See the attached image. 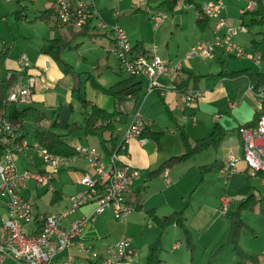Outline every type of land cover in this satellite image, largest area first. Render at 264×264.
<instances>
[{
    "label": "crops",
    "instance_id": "crops-1",
    "mask_svg": "<svg viewBox=\"0 0 264 264\" xmlns=\"http://www.w3.org/2000/svg\"><path fill=\"white\" fill-rule=\"evenodd\" d=\"M205 1L208 0L199 3L202 4ZM51 4L55 6L54 0H15V3H12V0H0V79L6 78L10 72H16L19 74L20 81L25 82L29 74L34 75L33 102L30 105L44 111L45 115L49 116L48 120L56 118V125H58L61 115H66L65 119H69L73 115H85L89 108L82 107L78 97L72 92L73 86L78 80L77 76L67 72L60 62L42 51V47L51 38L68 35L67 28L59 25L58 22L54 23L53 19L50 22L35 19L42 10ZM94 4L96 12L92 16L89 28L96 34L73 40L72 44H76V46L62 49L61 58L75 71L81 73L90 71L94 77H96L94 74L96 69L110 68L113 72L111 64L116 65L118 76L113 72L114 78L110 82H105L107 80L104 78L99 82L96 78L102 86L107 87L128 74L119 71L116 57L108 51V47L113 41L112 33L107 29L98 28L96 24L100 19L108 24H119L120 20L125 21L127 17L132 18L133 16L134 18L136 15L132 14H136V10L139 12L142 8L140 0H132V7L127 6V0L108 1L100 3V5L96 0ZM22 5L25 6L24 15L17 18L16 11ZM146 6V15L149 17L155 9H159L151 4ZM227 12V8L224 9L223 5L221 17L233 24L234 20L227 16ZM240 13L242 12L240 11ZM50 15L54 17L52 13ZM176 20L177 16L175 15L167 21L165 17L159 27L157 26L158 28L153 27L150 23L151 28L154 30L157 28L153 33L148 32L142 23L139 26L134 24L132 29L135 31L136 38L134 41L129 38L132 45L137 40H141L149 53L153 52L155 45V52L158 55L170 64L179 63L181 67V73L177 75L159 74L157 81L160 86L151 91L147 90V78L139 75V80H141V76L145 78V84L142 82L143 89L146 86L141 104L138 102L139 96L133 109L130 102V107L127 108L129 111L124 115L126 117L124 119L123 115L118 117V122L121 121V128L119 130L117 128L119 138L135 107H140L139 110L149 133L162 131L159 140L150 137L147 130L146 134L142 135L146 141L140 142L137 138L129 139L126 152L121 153L118 158L119 162L128 163L139 169V174L133 180L127 197L129 200L137 191H140V206L139 208L134 207L123 219L116 218L111 209L107 208L84 225L80 237L101 252L107 244L128 235L131 237L132 247L137 248L136 251H138L131 259L118 264H144L148 245L160 234L162 264L187 263L188 257L184 256L182 253L184 247L180 245L181 234L183 241L181 228L173 224L160 230L155 223L148 224V221L151 220L148 211L151 209L158 216L167 215L174 210H182L185 225L194 242L192 264H236L237 257H233L235 255L233 248L231 247L232 251H229L228 246L230 245H225V240L221 243L223 236L226 239L228 222L224 219L217 224L214 231L210 232V230L217 223L219 215L223 214L221 206L225 199L228 209L233 208L239 199L251 192L264 210L262 174H252L241 157L242 139L237 132L238 125L251 121L258 113L260 102L250 87L246 73L236 75L226 73L229 70L247 69L253 71V69L247 66L246 60L249 59L236 56L234 53L224 50L221 45L215 46V55L212 58H185L184 53L197 41L213 39L215 19L210 18L207 27L199 29L195 24V15H193L190 36L178 35L172 44L165 37L167 33L163 28L174 34H177L178 30H185L182 23ZM164 22L165 26L162 27ZM248 32V30L245 33L240 31L232 37L233 41L238 44L244 42ZM3 48L6 50L5 55L1 51ZM252 49L259 50V48L250 50ZM71 51L73 53H69ZM22 54H26L28 62L25 73H23L25 66L20 63ZM100 73L102 74L103 71ZM188 73L204 74L195 86L202 89L203 94L189 105L184 102L182 95L184 89L181 90L182 88L177 86L178 81L185 79ZM173 82L176 83V87L171 86ZM187 86V88L192 87V80H189ZM84 93L85 98L101 107L109 104L108 100L102 97H100V99L102 98L100 102H96L95 98L87 97ZM167 111L171 115H168ZM28 117L33 119L34 132L37 124L32 116ZM28 117L22 121L17 133L13 136L10 135V139H8L9 142H13L14 138L19 139L12 145L16 154L18 170L47 171L49 167L42 161L38 148L35 146L37 141L34 133L32 140L24 135L23 124ZM43 122L44 120L37 125L39 129ZM217 124L226 131L217 150L209 147L195 153L185 161L166 166L168 167L169 182H166L160 173L148 177L151 169L168 157L183 152V142L178 127H182L190 141H193L208 135ZM23 141L25 145L18 148V144ZM229 154L241 157L237 161L236 170L233 173H226L223 170ZM217 156L223 167L204 172L201 175L199 166L213 161ZM85 172H90L89 164L84 157L77 156L68 166L60 167L53 172L52 189L48 188L46 184L38 183L35 179L30 178L26 180L22 188V195L31 202L35 215L39 213L51 214L62 210L68 204V197L71 194L84 189L80 178ZM5 200V197L0 193V217L7 212ZM92 210L93 203L79 207L63 219V226L69 227L72 220L87 215ZM247 212H250V216ZM245 213L244 217L252 231L249 228H243L239 236V244L244 251L256 256V260L248 262V264H264V248H259L256 244L259 230L264 231V211L260 212L254 209L242 212V214ZM153 226L158 228L157 232L152 230ZM25 227L28 231L35 232L38 223L32 221ZM202 239L203 242H200ZM218 244L219 246H217ZM262 246L264 247V244ZM145 247V252L140 255L138 248ZM187 250L186 248L185 251L187 252ZM79 253L83 252L79 251L75 244L70 245L56 255L53 264H62L68 259V254H72L73 260H75L79 257ZM226 253L227 255H225ZM85 257L88 259L87 256ZM93 262L95 261L92 260L89 264H94ZM5 264L16 263L7 258Z\"/></svg>",
    "mask_w": 264,
    "mask_h": 264
},
{
    "label": "built area",
    "instance_id": "built-area-1",
    "mask_svg": "<svg viewBox=\"0 0 264 264\" xmlns=\"http://www.w3.org/2000/svg\"><path fill=\"white\" fill-rule=\"evenodd\" d=\"M54 3L59 25L79 27L96 12L94 0H54ZM254 7L255 1L247 0L246 8L241 12ZM222 9L221 0H208L202 4L204 14L215 19L214 37L212 40H199L190 46L184 53L185 58H212L215 55V46L221 45L224 50L230 51L236 56L246 57L258 64L261 63L260 50H245L232 39L238 32H246L245 24L241 23L236 28L231 27L227 19L221 17ZM165 17L163 10L155 9L150 15L152 26H159ZM96 26L112 33L113 41L109 45L108 51L116 57L119 70L127 74L145 76L148 80V91L160 86L157 81L159 74L177 75L181 73L180 64H170L158 55L155 52V45L150 56L133 55L128 34L120 24H108L100 19ZM26 58V54H22L20 58L21 65L25 67L28 65ZM9 75L10 73L7 74V77ZM34 86L35 76L29 75L25 82L15 83L9 92L8 99L19 104H30L33 102ZM171 86L176 87L174 82ZM253 91L260 102L258 118L254 125H239L237 132L242 139L241 157L252 174H262L264 182V83ZM202 94L203 90L196 87L186 88L182 92L187 105L194 103ZM145 126V120L139 108H135L110 154L97 153L94 148L74 144V155H56L48 151L46 147L35 143L42 161L49 167V170L42 172L31 169L18 170L13 144L6 147L0 156V193L5 197L7 206L6 214L0 217V264H5L7 258L16 264H53L60 251L74 244L79 251L86 254L88 259H93L94 264H118L131 259L137 251L132 247L131 237L128 235L107 244L100 252L94 249L90 243L81 239L80 234L89 220H93L96 215L104 212L107 208L111 209L113 215L119 219H123L134 208L127 195L133 180L139 174V169L128 163L119 162L118 158L121 153L126 152L129 139L137 138L140 142L146 141V138L142 136ZM20 127V120H10L0 115V133L13 136ZM2 141L8 142V138L4 136ZM24 145L23 141L18 144V148ZM77 156L84 157L90 168V172L83 173L80 178L84 189L71 194L68 197V204L62 210L51 214L39 213L35 215L31 202L22 195V188L26 180L33 178L36 182L46 184L48 188L52 189L53 172L60 167L68 166ZM241 157L229 154L223 170L226 173H233L236 170V163ZM160 174L166 182H169L168 167H164ZM225 200L221 206L223 214L228 208ZM87 203H93L92 212L72 220L69 227H64L63 219ZM32 221L38 223L35 232H30L25 227ZM152 223L153 221H148L149 225ZM62 264H74L73 255L68 254V259Z\"/></svg>",
    "mask_w": 264,
    "mask_h": 264
},
{
    "label": "trees",
    "instance_id": "trees-1",
    "mask_svg": "<svg viewBox=\"0 0 264 264\" xmlns=\"http://www.w3.org/2000/svg\"><path fill=\"white\" fill-rule=\"evenodd\" d=\"M179 0H163L160 4L164 5L170 11H174L178 5ZM189 4H192L196 10L195 14V24L199 29H205L209 23V17H207L203 10L202 4L199 2H195L194 0H182ZM255 7L251 10H246L242 13V15L249 14L250 19L249 23L251 25H258L262 29L257 31V34L260 36L257 38H252L250 40L253 48H259L261 44H264V0H254ZM25 6L22 5L16 11V17L20 18L24 14ZM137 11V10H136ZM50 13L54 14V17L50 15ZM35 19H43L46 22H50L53 19L54 23L57 21V12L56 6L52 4L42 10L39 15L35 17ZM92 17H89L81 26L73 27L71 25H62L67 28V34L65 36H59L51 38L48 43L42 47V51L49 54L54 60L60 62L67 72H70L77 76L78 81L73 86L72 92L78 97L82 107L89 108V111L85 113L82 118V122L79 121H70L65 124L64 132H57L53 128L43 127L39 129L37 125L41 123L42 120H46L49 116L45 115L44 111L34 107L32 105H20L19 103L12 102L8 99L9 92L12 87L20 81L19 74L16 72H10V75L4 79H0V115L10 120H20L22 121L28 117L32 116L34 118L35 123L37 124L34 128V137L37 143L41 146L46 147V149L56 155H74L75 148L74 145L66 140V136H71L76 133H82L85 136H95L98 139L99 147L106 153L110 154L116 146V143L119 139L118 130H117V118L123 114H127L128 110L125 108V102H131L133 109L136 100L139 98L141 91L143 89L142 81L138 79L137 75L128 74L112 85L104 87L100 83H98L95 77L90 73L86 76L85 81H89V84L101 92L109 95L113 101V107L111 110H107L98 104L92 102L87 99L83 95V90L81 86V82L79 77L81 72H77L73 69V67L64 62L61 58V51L64 48H70L72 46H76V44H72L73 40L78 37L83 36H94L96 33L94 31H90L89 23ZM243 22V20H242ZM243 24H245L243 22ZM261 51V63L263 66V70H253L249 71L247 69L242 70H229L226 73L230 75H236L239 73H246L249 78L250 86L253 90L257 89L260 85L264 83V46L259 48ZM2 54L5 55V48H3ZM133 55H145L150 56L151 53L144 47L141 40H137L132 45ZM26 71V67L24 68V72ZM30 75V74H29ZM204 76V74H194L188 73V76L179 80L177 86L180 88L186 89L188 86L189 80H192V87L196 86L199 78ZM176 85V83H175ZM130 108V109H131ZM168 115H171L167 111ZM258 114L254 115V118L240 125L251 126L254 125L256 119L258 118ZM52 116V115H51ZM50 116V117H51ZM56 116V115H55ZM56 126V118L53 120L51 127ZM239 126V125H238ZM237 126V127H238ZM179 135L181 136L183 142V152L177 155H172L161 162L154 169L149 171L148 177H152L156 174H159L164 167L169 166L171 164L179 163L187 160L189 157L194 155L197 152L205 150L209 147L218 149L219 143L222 140L225 129L217 124L214 126L213 130L206 136H202L199 138L190 141L186 132L182 129V127H178ZM147 126L143 129L142 135L146 134ZM147 133L150 137L155 140H159L162 131H153ZM10 139V135H5L4 133H0V156L4 149L11 144H14L18 138H14L13 142H3V137ZM222 163L219 161L218 156L211 162L200 165L199 169L201 175L204 172L211 171L217 168H222ZM140 191H137L133 198L129 199V202L134 205L135 208H139L140 206ZM264 211L261 203L258 201L256 196L253 193H249L247 196L239 199L233 208H227L224 212V215L228 218V229L225 239V245H230L234 253L237 257L238 264H248V262H252L256 260V256L252 253L244 251L239 245V236L241 230L243 228H249L252 231V228L247 224V222L242 218V212L246 210H254ZM153 210V209H151ZM149 210V216L151 221L155 223L160 230L170 226L177 225L181 228L183 233V240L186 244V248L190 251L191 256L194 250V242L192 235L184 222V216L182 210H174L171 213L163 216H158L154 213V211ZM162 251V243L160 234L148 245L147 254L145 258L144 264H162V259L160 257V252Z\"/></svg>",
    "mask_w": 264,
    "mask_h": 264
},
{
    "label": "rangeland",
    "instance_id": "rangeland-1",
    "mask_svg": "<svg viewBox=\"0 0 264 264\" xmlns=\"http://www.w3.org/2000/svg\"><path fill=\"white\" fill-rule=\"evenodd\" d=\"M95 1L96 0H94V2ZM108 1L111 2V1H116V0H97V4L100 5V3L103 4V2H108ZM161 1H163V0H140L142 10L139 11V12L136 11V14H132V13H130V11H127V13L132 14V15H136V16H134V18H133V16H132V18L131 17H127V19H125V21L120 20V23L119 24L122 27L124 26L123 28L128 32V36H129V38H130L131 41H134V38H136L135 31L132 29L133 28L132 26L134 24H137L139 26L140 23H142L143 26H144V28L148 32H152V33L154 31H156L157 28L159 27L158 26L154 30L150 26V23H151V22H149L150 21L149 20L150 17L148 15H146V7H147L146 5H148V4H151V5L155 6L156 8H159V9L163 10L165 12V15H166V21L169 18H172L174 15L177 16V20H179L180 23H182V27L185 28V30H178L177 31V34L176 33L175 34L174 33H171V32H169L168 29L163 28L166 31V33H167L165 37L168 38L171 43L176 39V37L178 35L183 34L182 36H186V37L190 36L191 31H192V29L190 27L193 25L192 16L195 15V11H196L195 8H194V6L192 4H189L187 2H184L182 0H179L178 1V7L174 11H170L164 5L160 4ZM194 1L195 2H202L203 0H194ZM221 2L224 5V9L227 8V10H228L227 16L230 17V18H232L234 20L233 24H231L227 20L230 23V26L231 27H235L236 28V27H239V25L241 23H243V22L245 23L246 31L248 30L249 32L246 33V39H245V41L244 42H240L239 44L237 43V44L240 45L245 50H250L251 48H253V46L251 45L250 40L252 38H257L258 39L260 36L257 34V31L260 30V29H262V28L260 26H258V25H251L249 23L250 15L248 13L247 14L244 13L243 15H242V13H240V11H242V10H244L246 8L247 0H222ZM12 3H15V0H12ZM127 6H131V7L133 6L132 0L131 1L130 0H127ZM242 20H243V22H242ZM165 22H164V25H162V27L165 26ZM151 25H152V23H151ZM177 26L179 27V25H177ZM243 33H245V32H243ZM263 46H264V44H261L259 46V48H262ZM69 53H73V52L71 51ZM246 61H247V64H248L247 66L250 67V68H252L253 70H263L262 63H259V64L258 63H255L251 59L246 60ZM111 66L113 67L114 74L118 76V73L119 72H118V69H117L116 65L111 64ZM101 71H103L102 74L100 73ZM77 72H79V71H77ZM113 72L111 71L110 68L104 69V68L100 67V68H98V69H96L94 71V74L96 75L95 79L97 78V80L99 82H101L102 78H104L105 80H107L105 82H110L114 78ZM88 74H90V71H84V72L81 73V75L79 77V80H81L80 82H81L82 90L85 92L84 94H86L87 97H90V98H93V99L95 98L94 100L96 102H100L102 98L108 100L109 104L108 105H105V107L104 106L103 107L105 109H107V110H111L112 107H113L111 97L109 95L105 94V93H102V92L100 93V90H98L96 88H93L89 84V81H85V78H86V76ZM120 74L122 75L124 73H120ZM140 79L142 80L143 84H145V78H143L141 76ZM106 84H109V83H106ZM145 87L146 86H144V89H143V91H141V94H140V99L138 101L140 104H141V102H142V100L144 98V90H145ZM100 97H102V98L100 99ZM124 106L126 107V109L129 108L130 107V102H125L124 103ZM135 108H137V107H135ZM124 115L125 114H123V119L126 117ZM83 117H84V115H73L69 119L68 118L65 119L66 118V115H61L60 118H59V121H58V125H56L54 127H51V124H52V122H53L54 119H50V120L46 119V121L44 120V122L39 127L40 128H43V127L53 128L55 131L62 133V132L65 131L64 130L65 129L64 128L65 122H68V121L70 122V121H75V120L76 121H79V122H82V118ZM120 124H121V121L118 122V118H117V128H118V130L121 128V125ZM23 125H24V127H23L24 135L26 136V138L32 140L33 139V133H34L33 132V127H34L33 119L31 117H28L24 121V124ZM121 135H122V133H121ZM65 138L71 144L72 143L73 144H81V145H83L85 147H88V148H94L97 153H104L103 150L99 147L98 139L95 136H85V135H83L81 133H78V134H74V135H71V136H66ZM77 141H79V142H77ZM15 163L17 165V162L16 161H15ZM247 211H250V210H247ZM247 213L250 216V212H247ZM244 216H246V213L245 214H242V218L246 221V219H245ZM219 219H218L217 223L212 226L210 232L215 230L217 224H219L220 221H222V220L225 219L228 222V218L225 215H223V214L222 215H219ZM152 230H154V231L157 232L158 231V228L156 226H153L152 227ZM206 238H207V236H206ZM142 239H143V237H142ZM224 240H225V236L222 237L221 243ZM200 242H203V239ZM256 244L258 245L259 248H264L262 246V244H264V231H260L259 230V235H258ZM180 245L181 246L183 245V247H184L182 253H184V256H187L188 257L187 258V260H188L187 263H185V262H182V263L183 264H192L191 253L188 250H187V252L185 251L186 244H185L184 240L182 241V234H181V243H180ZM217 246H219V244ZM138 249H139V253L141 255L143 252H145L146 247L143 248V249H141V248H138ZM228 249H229V251H232L231 246H228ZM164 253L167 254L166 252H164ZM225 255H227V253ZM85 256L86 255L84 253H79V257L76 258L75 260H73V263L75 262L74 264H89V261H92L93 260V259H91V260L90 259H87ZM233 257L236 258L235 255H233ZM190 259H191V262H190ZM237 260H236V264H238L237 263ZM207 262H208V260H207Z\"/></svg>",
    "mask_w": 264,
    "mask_h": 264
}]
</instances>
